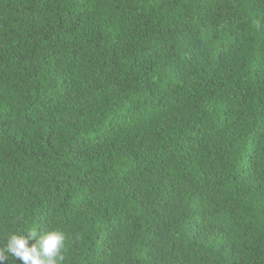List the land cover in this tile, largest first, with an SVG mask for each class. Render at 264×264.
Wrapping results in <instances>:
<instances>
[{
  "label": "trees",
  "instance_id": "trees-1",
  "mask_svg": "<svg viewBox=\"0 0 264 264\" xmlns=\"http://www.w3.org/2000/svg\"><path fill=\"white\" fill-rule=\"evenodd\" d=\"M26 227L63 264H264V0H0V241Z\"/></svg>",
  "mask_w": 264,
  "mask_h": 264
},
{
  "label": "clouds",
  "instance_id": "clouds-1",
  "mask_svg": "<svg viewBox=\"0 0 264 264\" xmlns=\"http://www.w3.org/2000/svg\"><path fill=\"white\" fill-rule=\"evenodd\" d=\"M6 243L0 241V262L9 253L23 264H63L66 233L60 228L37 231V228H14L5 231ZM34 241L33 243H29Z\"/></svg>",
  "mask_w": 264,
  "mask_h": 264
}]
</instances>
